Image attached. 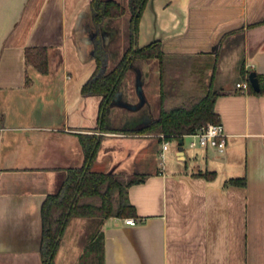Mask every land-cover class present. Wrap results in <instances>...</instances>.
<instances>
[{"label": "crops", "instance_id": "0c3cea01", "mask_svg": "<svg viewBox=\"0 0 264 264\" xmlns=\"http://www.w3.org/2000/svg\"><path fill=\"white\" fill-rule=\"evenodd\" d=\"M91 1L0 0V264H43L42 206L84 165L81 134L101 137L93 171L147 176L128 189L138 222L113 216L92 233L103 234V264H264V94L237 87L252 71L264 78V0H148L138 45L159 40L163 57L134 61L103 128V97L82 92L97 67ZM121 17L103 26L108 70L130 45ZM29 50H44L46 71ZM175 63L189 66L188 96L217 93L228 138L223 150L166 152L162 164L159 135L142 129L160 116L149 94L177 97L164 74ZM153 64L155 87L145 81ZM139 83L146 101L134 110L123 104L140 105ZM242 177L245 186L229 183ZM88 219H70L56 264H78Z\"/></svg>", "mask_w": 264, "mask_h": 264}, {"label": "trees", "instance_id": "16d2710c", "mask_svg": "<svg viewBox=\"0 0 264 264\" xmlns=\"http://www.w3.org/2000/svg\"><path fill=\"white\" fill-rule=\"evenodd\" d=\"M148 0H130V45L119 63L111 70L107 69L109 52L104 40L103 28L106 19L118 18L126 13V8L115 0H92L91 11L94 23L98 28L95 38V54L97 67L83 86L84 95H101L99 122L104 127L107 110L118 90V87L137 59L163 57L162 43L159 40L140 47L138 45L139 25ZM27 59L35 63L43 71L47 69V56L42 51L29 50ZM260 90L257 92L249 82L250 90L264 94V78L258 75ZM217 93L208 92L203 97H192L188 102L175 107L167 106V99L161 97L160 116L152 120L142 129L143 133L163 135L166 140L183 138L194 133L200 126L219 121L215 110ZM117 131V130H116ZM141 131V130H139ZM80 138L85 150V162L81 168L69 169L59 190L47 196L42 206L43 233L41 255L43 264H56L55 256L60 240L73 217L101 218L135 217L134 205L128 197V189L132 185L146 180L144 174H134L125 180L113 173L92 170L96 161L101 137L95 134H81ZM162 142V138L160 137ZM199 175L212 179L215 172H204ZM233 185H246V178L231 179ZM116 195V197H115ZM103 234L92 236L85 248L79 264L104 263Z\"/></svg>", "mask_w": 264, "mask_h": 264}, {"label": "rangeland", "instance_id": "374dc122", "mask_svg": "<svg viewBox=\"0 0 264 264\" xmlns=\"http://www.w3.org/2000/svg\"><path fill=\"white\" fill-rule=\"evenodd\" d=\"M124 3L126 6L125 7L126 13L121 17L120 20H118L116 22L120 23L122 27L126 28V31L128 30L127 33L129 35V27H130L129 18L131 16L130 2L128 1V3L127 2H124ZM188 68H189V66L185 63L184 64L183 63H180V64L175 63V64H172L171 67H168V69L166 71H164L166 83H168V84L173 83L175 86L176 94H177V97L173 101H170V99H171L170 98V96H171L170 92L168 91V89L166 91H164V96L167 99V106L170 108L175 107V106H179L182 104H186V103L190 104V102H188V100H190L192 97H202V96H188L189 94L187 92H185L186 90L181 86L182 82L186 83L188 80L189 73H190ZM148 73H149V75H148L147 80H145V79L144 80L145 81L149 80L151 83L150 84L151 87H152V85L155 87L159 82L160 74L158 73V69L156 68V66H154V64L151 65V67H148ZM203 89H205V88H203ZM181 90H182V92H181ZM199 91L203 92V90H201V88H199ZM202 92H201V94H202ZM149 98H150V102L148 101L146 106H148V109L151 113H156V111L160 107V103L157 101L155 102L153 100L154 98H153V96H151V94H149ZM191 142H192V139L190 137H188V136L184 137V150H185V153L187 154V156L193 155L194 153L198 152V150H199V148L191 147L190 146ZM176 149H178V140L174 138V139H171V141H170V150L167 151V157H168L170 152H172V151L174 152V150H176ZM154 154H155V152H154ZM153 158L155 159V155ZM157 158L159 159V162H160L161 158H159V157H157ZM121 179L125 180L126 178L121 176ZM115 197H116V195H115ZM101 221H102L101 218H91V219L82 221L84 226H85V237H84V242L82 243L84 245V251H85V248L90 243L92 233L97 232L99 230V225H100ZM80 262H81V258H80V261L78 262V264Z\"/></svg>", "mask_w": 264, "mask_h": 264}, {"label": "built area", "instance_id": "2783aa9c", "mask_svg": "<svg viewBox=\"0 0 264 264\" xmlns=\"http://www.w3.org/2000/svg\"><path fill=\"white\" fill-rule=\"evenodd\" d=\"M237 87L241 88L243 92H247L249 89L248 77L245 81L237 83ZM186 136L192 139L190 146L193 148L217 150H223L226 147L228 138L224 126L220 121L204 124L200 126L194 133L184 135L183 139ZM160 137L162 138V142L159 157L161 158L162 164H164L166 152L170 147V141L166 140L163 135ZM137 222L138 220L134 217L125 219V223L130 225H135Z\"/></svg>", "mask_w": 264, "mask_h": 264}, {"label": "water", "instance_id": "95a60500", "mask_svg": "<svg viewBox=\"0 0 264 264\" xmlns=\"http://www.w3.org/2000/svg\"><path fill=\"white\" fill-rule=\"evenodd\" d=\"M104 36H105V34H104ZM94 37H96V33L92 34L93 40H94ZM94 51H95V48H94ZM133 64H134V62L132 63L130 69L132 68ZM248 80H249L250 84L252 85L253 89L258 92L260 90V82H259L258 75H257V73L255 71L250 72V74L248 76ZM137 92H138V95H139V98H140V105L139 106H130L128 104H123V105H126L127 107H130V108H132V109L135 110L138 107H140L142 104H144L146 100H145V96H144V93H143V90H142V84L141 83H139L138 86H137ZM116 104H120V101L118 99V96H116V97L114 96V98H113V100H112L109 108L111 106H113V105H116ZM109 108H108V110H109ZM108 110H107V112H108ZM178 150H179V152H180L181 155H184L185 151H184V139L183 138H180L178 140Z\"/></svg>", "mask_w": 264, "mask_h": 264}, {"label": "flooded vegetation", "instance_id": "af4514ba", "mask_svg": "<svg viewBox=\"0 0 264 264\" xmlns=\"http://www.w3.org/2000/svg\"><path fill=\"white\" fill-rule=\"evenodd\" d=\"M125 7V6H124ZM131 19V18H130Z\"/></svg>", "mask_w": 264, "mask_h": 264}]
</instances>
